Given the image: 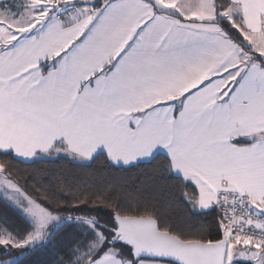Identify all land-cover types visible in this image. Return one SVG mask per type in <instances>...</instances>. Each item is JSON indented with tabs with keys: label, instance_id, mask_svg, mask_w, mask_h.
Returning <instances> with one entry per match:
<instances>
[{
	"label": "snow or ice",
	"instance_id": "6c2138e0",
	"mask_svg": "<svg viewBox=\"0 0 264 264\" xmlns=\"http://www.w3.org/2000/svg\"><path fill=\"white\" fill-rule=\"evenodd\" d=\"M154 6L0 0V119L15 145L0 150L91 160L103 149L113 164L129 165L162 148L194 202L207 209L211 197L219 213L215 234L191 242L147 212L103 202L115 221L110 233L86 218L95 237L69 264H264V133L232 135L238 125L264 126V41L253 36L255 17L242 5L232 9L226 35L238 51L224 55L207 36L186 47L188 37L172 27L180 20L156 16ZM253 10L264 21V0ZM0 192L35 224L20 239L0 231L7 250L0 264H23L11 250L43 241L60 216L4 162Z\"/></svg>",
	"mask_w": 264,
	"mask_h": 264
},
{
	"label": "trees",
	"instance_id": "16d2710c",
	"mask_svg": "<svg viewBox=\"0 0 264 264\" xmlns=\"http://www.w3.org/2000/svg\"><path fill=\"white\" fill-rule=\"evenodd\" d=\"M215 1L220 11L228 6L225 0ZM221 27L226 34L225 20H221ZM166 157L160 152L149 161L125 167L112 164L103 152L81 163L66 156L25 162L11 152L0 151V162L17 171L20 183L26 182L33 196L47 197L49 207L61 216V224L45 241L23 253L12 249L11 256L22 257L23 264H69L76 249H83L95 237L86 218L94 217L97 228L106 235L110 233L103 226L112 227L115 223L111 219L112 208L103 203L107 201H112L121 213L151 214L162 228L183 240L214 235L218 211L197 210L191 186L167 170ZM85 198L87 203L73 207ZM34 228L24 213L0 194V229L20 239ZM6 251L0 248V252Z\"/></svg>",
	"mask_w": 264,
	"mask_h": 264
},
{
	"label": "crops",
	"instance_id": "0c3cea01",
	"mask_svg": "<svg viewBox=\"0 0 264 264\" xmlns=\"http://www.w3.org/2000/svg\"><path fill=\"white\" fill-rule=\"evenodd\" d=\"M259 0H239V4L233 3L231 6H228L223 10L220 11L217 7L215 0H155V6L152 8V12L159 17H162L164 20H180V24L173 25L175 29H178L181 33L189 39V44L186 47H196L195 42L199 40L201 36H207L212 39L214 45L218 47L220 53L224 55H228L230 52L238 51L234 47L235 43L232 39H230L223 31L221 27V20H226V18L230 19L234 13L232 11L233 8L239 7L242 5V11L249 15L250 18L255 17V29L253 36L254 38L259 37L261 41H264V21L259 18L258 13L254 12L253 5L258 3ZM245 39H248L245 36ZM229 41H232L230 43ZM48 65L47 67H50ZM206 78V76L202 77L201 79ZM191 87V86H189ZM189 90L188 88H178L180 94L183 91ZM264 133V126L257 125L251 128H245L242 126H237L236 130L233 131L232 135H251V134H260ZM14 143L5 138L4 128H3V121L0 119V148H7V147H14ZM1 152H11L14 156L22 161L25 162H32L37 159H48V158H56L59 156H66L70 157L78 162L87 163L91 161L97 154L104 153L103 149L98 150L96 154H94L91 160H82L79 157H72L67 156L65 154H60L56 156L54 153L53 155H47L38 153L35 157L32 158H23L19 157L14 153L13 150H0ZM164 153L166 156V152L162 148H158L156 152L150 158H145L141 160H137L136 162L123 165V164H114L116 166H132L141 162H146L153 159L158 153ZM111 162V161H110ZM112 163V162H111ZM113 164V163H112ZM177 176H182L179 173L174 172ZM219 190V185L214 191ZM246 190H251L246 189ZM213 199L210 197L207 200V209L201 208L196 204L197 210L200 212H206L213 208ZM0 231H3L0 229Z\"/></svg>",
	"mask_w": 264,
	"mask_h": 264
},
{
	"label": "rangeland",
	"instance_id": "374dc122",
	"mask_svg": "<svg viewBox=\"0 0 264 264\" xmlns=\"http://www.w3.org/2000/svg\"><path fill=\"white\" fill-rule=\"evenodd\" d=\"M0 194L10 203V204H12L13 206H15L16 208H18L19 210H21L23 213H24V211L22 210V208H20L14 201H12V200H10V199H8V197L6 196V195H4L2 192H0ZM24 215L33 223V225L35 226V224H34V222H33V220L30 218V217H28L25 213H24ZM60 216V215H59ZM61 224V216H60V219H59V221H53L50 225H49V227H48V229H47V234H46V236H45V239L43 240V241H45L46 240V238H47V236L50 234V232L54 229V228H56V227H58L59 225ZM43 241H41V242H38L37 244H40V243H42ZM37 244H35L34 246H36ZM34 246H29V249L30 248H32V247H34ZM28 249V248H27ZM23 250L24 249H17V251H18V253H23Z\"/></svg>",
	"mask_w": 264,
	"mask_h": 264
},
{
	"label": "water",
	"instance_id": "95a60500",
	"mask_svg": "<svg viewBox=\"0 0 264 264\" xmlns=\"http://www.w3.org/2000/svg\"><path fill=\"white\" fill-rule=\"evenodd\" d=\"M154 218V217H153ZM155 219V218H154ZM156 220V219H155ZM104 227H106L109 231L111 230V228L112 227H107V226H105V225H103ZM171 233V232H170ZM181 240H183L182 238H181ZM187 241H191V242H195V241H198V240H187ZM118 243V242H117Z\"/></svg>",
	"mask_w": 264,
	"mask_h": 264
},
{
	"label": "built area",
	"instance_id": "2783aa9c",
	"mask_svg": "<svg viewBox=\"0 0 264 264\" xmlns=\"http://www.w3.org/2000/svg\"><path fill=\"white\" fill-rule=\"evenodd\" d=\"M98 2H99V0H98Z\"/></svg>",
	"mask_w": 264,
	"mask_h": 264
}]
</instances>
